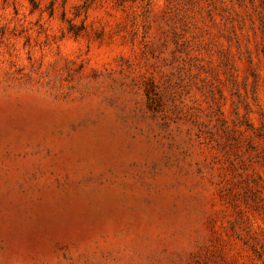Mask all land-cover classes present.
Returning a JSON list of instances; mask_svg holds the SVG:
<instances>
[{
  "label": "rangeland",
  "instance_id": "374dc122",
  "mask_svg": "<svg viewBox=\"0 0 264 264\" xmlns=\"http://www.w3.org/2000/svg\"><path fill=\"white\" fill-rule=\"evenodd\" d=\"M0 264H264V0H0Z\"/></svg>",
  "mask_w": 264,
  "mask_h": 264
}]
</instances>
